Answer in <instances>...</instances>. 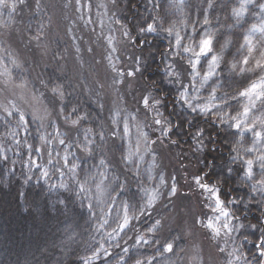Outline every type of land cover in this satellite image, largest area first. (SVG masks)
<instances>
[{"label": "clouds", "instance_id": "obj_1", "mask_svg": "<svg viewBox=\"0 0 264 264\" xmlns=\"http://www.w3.org/2000/svg\"><path fill=\"white\" fill-rule=\"evenodd\" d=\"M7 194L0 264H264V0H0Z\"/></svg>", "mask_w": 264, "mask_h": 264}, {"label": "trees", "instance_id": "obj_2", "mask_svg": "<svg viewBox=\"0 0 264 264\" xmlns=\"http://www.w3.org/2000/svg\"><path fill=\"white\" fill-rule=\"evenodd\" d=\"M35 162H39L38 160ZM0 202H2V207H0V224L9 226L10 231H14L17 227H20L24 224V220L18 216H10L9 218H5L4 212L10 209L11 204L13 202V194H7L0 196ZM260 240V236L258 235L257 241ZM264 244V243H263ZM255 247V245H254ZM259 257V256H258Z\"/></svg>", "mask_w": 264, "mask_h": 264}, {"label": "rangeland", "instance_id": "obj_3", "mask_svg": "<svg viewBox=\"0 0 264 264\" xmlns=\"http://www.w3.org/2000/svg\"><path fill=\"white\" fill-rule=\"evenodd\" d=\"M263 243H264V237H260V240H258V242L255 244V247L258 248ZM257 256H260L259 252H257Z\"/></svg>", "mask_w": 264, "mask_h": 264}]
</instances>
